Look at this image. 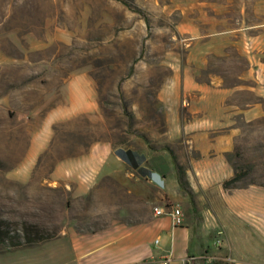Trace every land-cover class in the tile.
Here are the masks:
<instances>
[{
	"label": "crops",
	"instance_id": "0c3cea01",
	"mask_svg": "<svg viewBox=\"0 0 264 264\" xmlns=\"http://www.w3.org/2000/svg\"><path fill=\"white\" fill-rule=\"evenodd\" d=\"M240 25L250 47L245 59L256 68L251 86L166 78L156 101L149 77L107 81L87 69L60 77L55 60H28L18 47L21 59L0 56L1 146L16 157L3 178L26 185L46 153L50 184L62 183L72 201L98 196L100 207L120 213L93 233H78L69 222L53 240L1 252L0 264H205L208 257L214 264H264V187L222 186L233 176L225 158L238 137L232 115L257 114L256 105L239 110L227 101L245 90L264 100V14ZM111 116L117 125L107 124ZM171 153L186 166L187 192ZM166 204L180 207V227L152 215ZM32 248L39 252L11 257Z\"/></svg>",
	"mask_w": 264,
	"mask_h": 264
},
{
	"label": "rangeland",
	"instance_id": "374dc122",
	"mask_svg": "<svg viewBox=\"0 0 264 264\" xmlns=\"http://www.w3.org/2000/svg\"><path fill=\"white\" fill-rule=\"evenodd\" d=\"M260 14L264 0H0V56L21 59L18 47L28 60H55L60 77L82 69L107 81L137 77L132 81L141 82L149 77L155 101L162 82L173 77L191 76L207 85L216 81L221 87L247 89L256 68L246 61L249 43L236 28ZM243 17L244 22H239ZM227 103L239 105V110L243 104L256 105L251 120L232 115L238 137L230 161L245 174L240 185L264 183V100L245 90ZM106 120L109 126L118 124L116 117ZM76 122L82 126L81 119ZM2 134V227L18 231L22 223H29L52 232L73 223L72 218L92 226L120 214L119 207H100L98 196L72 201L62 183L50 184L46 153L26 185L5 180L16 157L2 148L6 138ZM37 252V248L20 250L11 257Z\"/></svg>",
	"mask_w": 264,
	"mask_h": 264
},
{
	"label": "trees",
	"instance_id": "16d2710c",
	"mask_svg": "<svg viewBox=\"0 0 264 264\" xmlns=\"http://www.w3.org/2000/svg\"><path fill=\"white\" fill-rule=\"evenodd\" d=\"M231 154L232 152L225 154V158L233 170V176L222 183L223 188L235 189L242 188L248 185L264 187V183H248L247 185H240L239 182L245 176V174L244 172H237L232 161H230ZM171 155L179 186L183 191L187 192L189 190V184L188 177L186 174V166L179 163V161L176 160V157L172 153ZM39 160L37 161L36 167L40 163ZM111 219H113V217ZM72 220L75 230L81 234L93 233L97 230H101L107 226L108 222H110L108 221L104 224H93L91 226L87 225L86 223L80 224L79 221L75 218H72ZM4 224L5 223L0 221V253L3 251H11L20 248H29L39 245L41 243L55 239L61 232L60 230L49 232L43 228L29 223H22L20 230L13 231L8 227H2L4 226Z\"/></svg>",
	"mask_w": 264,
	"mask_h": 264
},
{
	"label": "built area",
	"instance_id": "2783aa9c",
	"mask_svg": "<svg viewBox=\"0 0 264 264\" xmlns=\"http://www.w3.org/2000/svg\"><path fill=\"white\" fill-rule=\"evenodd\" d=\"M152 215L154 217L167 216L170 219L172 227H180L183 223V214L180 207L177 204H166L161 206H156L152 208ZM222 231H217L215 235L214 245L218 246L220 244L219 236ZM168 259L164 258L159 261L158 264H167ZM205 264H214V260L211 257L205 259Z\"/></svg>",
	"mask_w": 264,
	"mask_h": 264
}]
</instances>
